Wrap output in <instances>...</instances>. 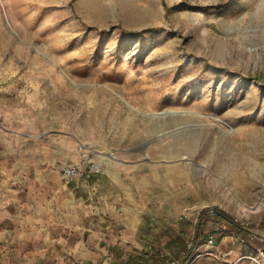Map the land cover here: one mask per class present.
I'll list each match as a JSON object with an SVG mask.
<instances>
[{
  "label": "rangeland",
  "instance_id": "obj_1",
  "mask_svg": "<svg viewBox=\"0 0 264 264\" xmlns=\"http://www.w3.org/2000/svg\"><path fill=\"white\" fill-rule=\"evenodd\" d=\"M79 142L120 158L84 188L59 178ZM50 182L93 264L128 229L115 264H264V0H0V264L61 262Z\"/></svg>",
  "mask_w": 264,
  "mask_h": 264
},
{
  "label": "crops",
  "instance_id": "obj_2",
  "mask_svg": "<svg viewBox=\"0 0 264 264\" xmlns=\"http://www.w3.org/2000/svg\"><path fill=\"white\" fill-rule=\"evenodd\" d=\"M60 180L65 183L66 185L75 186L78 188H84L86 186V183L88 182V179H85L84 181H75L71 183L64 182L59 175ZM94 178V177H93ZM52 180H55V178L51 177ZM85 183V184H84ZM48 185L52 188H42L40 191L38 190L39 194L36 196V202H33V206L37 207V210L39 209L38 206L44 205L45 203H49L53 205L57 211L55 214L56 216L60 215L63 219V230L68 227L73 230L72 236L69 237H63L61 240H55L52 244L55 246V252L59 257V260L61 261L59 264H65L63 262L64 257L65 259H76L79 261V264H93L98 259V246L97 243L93 240L89 242V250H86V241H85V232H82V229L86 226L87 218H89V214H86V209L82 208V204L75 201L74 195L71 193H67V191L61 187L58 186L55 182H50ZM42 191H49V193L42 195ZM83 191V190H82ZM55 192V193H54ZM58 195L57 198L56 195ZM33 199V198H32ZM38 205V206H37ZM89 211V210H88ZM94 212V210L89 211V213ZM117 215L116 217H118ZM124 215H120L119 217L122 218ZM42 219L38 218V222H40ZM51 220V219H49ZM123 222V221H120ZM75 224V226H74ZM76 227V229H75ZM74 228V229H73ZM85 230V229H83ZM8 236L7 233H3V238H6ZM67 238V239H66ZM133 232L131 230H125L123 233L114 234L113 237L110 239L111 245L113 246V264H115V261L120 256V258L128 259L130 256H133L136 251L141 250L144 248V245L142 243H135L133 240ZM147 243V242H146ZM148 245V243H147ZM146 247V246H145ZM106 250L103 251L105 253ZM56 255V257H57ZM101 255V253H100ZM200 262L196 264H206L208 261L212 260L213 257L216 258L214 255H211V257H203ZM90 261V263H89ZM92 262V263H91ZM194 264V263H193Z\"/></svg>",
  "mask_w": 264,
  "mask_h": 264
},
{
  "label": "built area",
  "instance_id": "obj_3",
  "mask_svg": "<svg viewBox=\"0 0 264 264\" xmlns=\"http://www.w3.org/2000/svg\"><path fill=\"white\" fill-rule=\"evenodd\" d=\"M118 162H120V158L115 149L106 152L94 144L79 142L74 157L70 162L61 166L59 175L67 183L82 181L90 177L105 175L112 165L114 166ZM208 243L209 245H214L215 238L213 235L209 236ZM155 251L154 245L149 243L141 255V262L143 258L154 255ZM161 257L164 260V264H190L195 259L191 256L184 262H180L178 259L168 257L165 254H161Z\"/></svg>",
  "mask_w": 264,
  "mask_h": 264
},
{
  "label": "trees",
  "instance_id": "obj_4",
  "mask_svg": "<svg viewBox=\"0 0 264 264\" xmlns=\"http://www.w3.org/2000/svg\"><path fill=\"white\" fill-rule=\"evenodd\" d=\"M235 227L238 229L237 231L240 233V231L243 230V228L239 227V225H235ZM243 239V238H242Z\"/></svg>",
  "mask_w": 264,
  "mask_h": 264
},
{
  "label": "bare ground",
  "instance_id": "obj_5",
  "mask_svg": "<svg viewBox=\"0 0 264 264\" xmlns=\"http://www.w3.org/2000/svg\"><path fill=\"white\" fill-rule=\"evenodd\" d=\"M165 115H167V114L165 113Z\"/></svg>",
  "mask_w": 264,
  "mask_h": 264
}]
</instances>
